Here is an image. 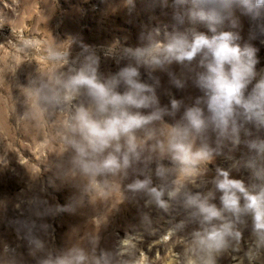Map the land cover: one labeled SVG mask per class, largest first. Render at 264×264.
I'll use <instances>...</instances> for the list:
<instances>
[{
  "label": "rangeland",
  "instance_id": "1",
  "mask_svg": "<svg viewBox=\"0 0 264 264\" xmlns=\"http://www.w3.org/2000/svg\"><path fill=\"white\" fill-rule=\"evenodd\" d=\"M188 7L174 6V0H132L131 4L128 0H0V264H40L73 249L83 251L88 264L99 260L101 254L107 264H186L191 233L201 226L190 218L192 210L184 207L183 197L169 201L164 210L143 192L125 186L145 176L150 177L152 186L171 187L173 181H180L190 193L211 192L209 202L219 208L221 193L213 183L221 178L218 170L227 171L230 179L240 180L250 192H258L264 185L244 167L245 161L256 155L245 141L264 139V129L245 123L239 132L240 143L233 147L223 140L219 155L197 165L195 177H183L173 170L161 181L154 175L155 154L146 160L149 153L145 150L127 176L105 177L107 183L99 190L85 192L81 182L54 167L63 151L55 117L25 116L28 104L21 88L29 78H35L37 69L45 72L56 64L49 58V49L67 46L69 62L75 61L77 67L86 56L94 55L97 77L104 80L134 63L123 50L146 46L154 29L160 30L158 36L153 34L156 40L174 30L207 33L200 22L185 19L178 24L174 19L176 11ZM234 18L237 26L231 28L225 22L222 30L236 32L241 46L247 43L257 49L254 84L264 76V35L258 27H264V18L253 21L239 9L234 10ZM200 59L197 55L192 61H173L164 70L153 71L151 77L158 84L143 66L139 68L140 80L153 85L160 107L171 110L170 100L180 102L173 116L163 117L165 123L179 120L184 108L203 96L194 83L196 74L203 71ZM78 102H86V98L73 101ZM216 139L209 130L206 142L210 147H216ZM159 162L175 169L166 158ZM240 202L243 204V198ZM225 216L233 219L230 214ZM180 221L184 224L177 228ZM234 227L241 234L238 246L231 241L214 254L215 264H264V248L255 247L251 213L241 214ZM30 241H39L42 248L37 250ZM250 249L256 252L251 261L247 255Z\"/></svg>",
  "mask_w": 264,
  "mask_h": 264
},
{
  "label": "clouds",
  "instance_id": "2",
  "mask_svg": "<svg viewBox=\"0 0 264 264\" xmlns=\"http://www.w3.org/2000/svg\"><path fill=\"white\" fill-rule=\"evenodd\" d=\"M185 4L189 5L186 11L174 13L177 23L183 24L185 19L200 22L207 33L174 30L172 34L165 32L163 40H156L153 34L158 36L160 30L154 29L146 46L123 50L124 56L134 63L104 80L97 77L94 55L86 56L77 67L75 61L69 62L67 46L61 50L52 47L49 58L56 64L45 72L37 69L35 78H29L21 88L28 104L27 118L55 117L63 151L54 167L62 169L64 176L81 182L85 192L99 190L107 183L105 177L127 176V170L141 159L145 150L149 153L146 160L155 154L154 175L161 181L173 170L183 177H195L197 165L210 161L214 154L219 155L223 140L230 141L233 147L240 143L239 132L245 123L264 129V76L252 84L257 49L247 43L241 46L236 32L222 30L225 22L231 28L237 26L236 9L253 21L264 18V0H174V6ZM258 27L259 34L264 35V27ZM197 55L201 57L199 64L203 71L196 74L194 83L203 96L193 106L185 107L179 120L165 123L163 117L173 116L180 102L170 100L171 110L160 107L153 85L140 80L139 68L143 66L154 84H158L151 77L153 71L164 70L173 61H192ZM172 82L182 87L179 80ZM81 96L86 102L73 103ZM154 122H159V126H154ZM209 130L216 134L215 148L206 142ZM244 131L248 135L247 129ZM245 143L256 155L245 161L244 167L251 170L254 179L264 181V163L260 162L264 161V139ZM165 158L175 169L159 162ZM218 175L221 178L213 183L221 193L219 208L209 202L211 192L190 193L183 190L180 181H173L171 187L152 186L150 177L145 176L134 178L125 186L132 192H143L151 203L164 210L168 209L169 201L183 197L184 207L192 210L190 218L198 220L201 226L191 233L186 264H215L214 254L231 241L238 246L241 234L234 221L244 213H251L256 249L264 248V185L258 192H250L240 180L230 179L227 171L218 170ZM165 196L167 200L163 199ZM183 224L180 221L176 227ZM30 242L37 250L42 248L39 241ZM247 255L251 261L256 252L250 249ZM102 262L107 264L103 254L92 264ZM40 264H88V257L73 249Z\"/></svg>",
  "mask_w": 264,
  "mask_h": 264
}]
</instances>
